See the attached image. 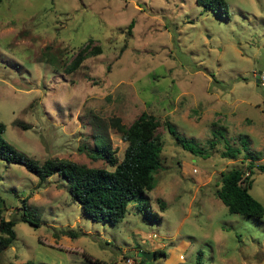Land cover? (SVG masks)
<instances>
[{"label":"rangeland","instance_id":"obj_1","mask_svg":"<svg viewBox=\"0 0 264 264\" xmlns=\"http://www.w3.org/2000/svg\"><path fill=\"white\" fill-rule=\"evenodd\" d=\"M225 1L222 17L196 0H0L10 144L39 162L112 170L92 158L94 135L106 134L121 161L127 143L112 119L128 126L143 111L159 120L163 143L156 186L142 199L158 222L142 218L138 199L115 225L94 221L57 174L41 181L0 160V208L16 221L0 264H197L199 251L202 264H264V215L231 214L215 194L221 173H247L252 154L249 192L264 206V0ZM89 38L101 53L67 72ZM166 121L206 155L182 148ZM226 144L237 158L222 157ZM27 208L38 227L20 220Z\"/></svg>","mask_w":264,"mask_h":264},{"label":"trees","instance_id":"obj_2","mask_svg":"<svg viewBox=\"0 0 264 264\" xmlns=\"http://www.w3.org/2000/svg\"><path fill=\"white\" fill-rule=\"evenodd\" d=\"M196 3L206 11H212L219 16H227V4L225 0H196ZM133 24L131 21L130 26ZM93 42L89 38L79 48L71 61L65 66L67 72L76 70L89 56L101 53V47H91ZM168 132L176 142L185 150L195 155H206L201 147L192 143L186 137L180 136L172 127L171 123L165 122ZM112 126L127 143L123 158L118 161L115 152L111 148L108 137L104 133L94 135L93 159H104L113 169L88 167L69 159H46L39 162L17 150L4 137L5 124L0 121V160L8 163L23 165L29 172L36 175L41 181L49 176L57 174L66 182L65 186L73 199L83 212L94 221L109 222L113 225L118 223L127 213L129 203L137 200L138 212L142 218L160 221L159 214L152 211L151 205L144 199L145 192L151 191L157 183L156 173L161 168L162 140L158 135L160 122L151 113L143 111L130 125L121 123L120 118L112 119ZM210 141V146H214ZM240 150L226 144L222 157L235 159ZM248 154V153H247ZM251 162L247 166L248 172L241 167H233L221 173L220 186L215 190L216 196L227 207L231 214H241L261 218L264 215L263 204L254 198L249 189L252 184V166L258 156L250 154ZM257 168L264 172V164H257ZM160 208L165 203L158 199ZM142 208V210L140 209ZM29 211V212H28ZM20 220L31 226L40 225L39 218L25 211ZM14 219H5L0 208V249H3L15 238ZM199 251L197 264H202ZM153 256H166L164 250H155ZM96 263H100L96 261ZM9 264H38L28 260L22 263ZM139 264H143L140 262Z\"/></svg>","mask_w":264,"mask_h":264},{"label":"built area","instance_id":"obj_3","mask_svg":"<svg viewBox=\"0 0 264 264\" xmlns=\"http://www.w3.org/2000/svg\"><path fill=\"white\" fill-rule=\"evenodd\" d=\"M130 262V261H129Z\"/></svg>","mask_w":264,"mask_h":264}]
</instances>
